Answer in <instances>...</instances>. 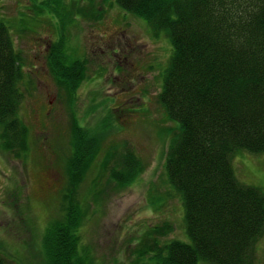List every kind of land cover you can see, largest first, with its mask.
<instances>
[{"label": "trees", "instance_id": "1", "mask_svg": "<svg viewBox=\"0 0 264 264\" xmlns=\"http://www.w3.org/2000/svg\"><path fill=\"white\" fill-rule=\"evenodd\" d=\"M106 1L135 14L172 45L159 99L166 120L177 126L167 129L172 134L164 167L171 189L182 198L190 241L157 242L142 264H257L264 190L238 179L234 158L244 152L264 154V0ZM65 41L62 34L51 43L48 61L77 99L87 63L76 58L66 64ZM25 77L22 54L0 20V150L20 159L27 158L30 148V127L20 110ZM101 134L73 118L64 215L44 236L47 264H95L81 239L83 219L105 199L107 188L131 185L147 167L133 148L110 144L90 187L80 195L78 189L103 149ZM147 253L145 248L140 255ZM4 256L0 254V264H6Z\"/></svg>", "mask_w": 264, "mask_h": 264}, {"label": "rangeland", "instance_id": "2", "mask_svg": "<svg viewBox=\"0 0 264 264\" xmlns=\"http://www.w3.org/2000/svg\"><path fill=\"white\" fill-rule=\"evenodd\" d=\"M0 20L22 54L27 77L20 110L30 127L26 159L0 150V254L5 263L47 264L42 239L46 228L64 215L73 112L90 127L102 118L113 120L107 121L113 125L102 151L111 143L127 144L147 165L133 184L108 188L105 199L83 219L81 239L94 263L142 264L140 252L156 247V241L189 240L182 200L164 167L171 137L167 129L177 126L166 120L158 100L172 51L169 39L155 36L135 14L105 0H1ZM62 34L65 63L87 60L77 99L49 66L51 43ZM234 169L242 182L264 190V154L244 152L234 158ZM95 173L96 167L87 172L80 195ZM165 224L169 230L154 233ZM255 255L257 264H264V232Z\"/></svg>", "mask_w": 264, "mask_h": 264}]
</instances>
